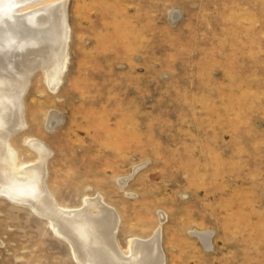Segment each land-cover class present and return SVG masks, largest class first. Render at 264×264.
<instances>
[{"label": "rangeland", "instance_id": "1", "mask_svg": "<svg viewBox=\"0 0 264 264\" xmlns=\"http://www.w3.org/2000/svg\"><path fill=\"white\" fill-rule=\"evenodd\" d=\"M66 1L67 68L32 75L19 164L45 143L56 205L103 197L123 248L161 225L166 264H264V0ZM0 264L81 263L0 192Z\"/></svg>", "mask_w": 264, "mask_h": 264}, {"label": "bare ground", "instance_id": "2", "mask_svg": "<svg viewBox=\"0 0 264 264\" xmlns=\"http://www.w3.org/2000/svg\"><path fill=\"white\" fill-rule=\"evenodd\" d=\"M67 3L0 0V192L48 216L54 231L70 241L81 264H166L161 225L150 237H132L123 248L117 238L120 217L103 197H88L81 207L73 209L56 205L47 190L49 149L45 143L30 141L39 154L36 162H18L10 138L16 128L25 126L23 100L32 75L37 69L44 70L48 84L57 89L67 68ZM56 121L53 117V125ZM200 236L208 242L211 239L206 233Z\"/></svg>", "mask_w": 264, "mask_h": 264}]
</instances>
